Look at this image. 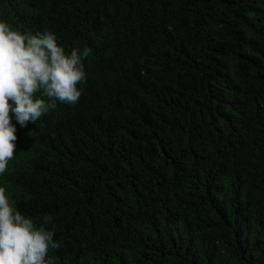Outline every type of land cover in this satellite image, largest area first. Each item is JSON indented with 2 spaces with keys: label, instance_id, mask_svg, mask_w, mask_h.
<instances>
[{
  "label": "trees",
  "instance_id": "obj_1",
  "mask_svg": "<svg viewBox=\"0 0 264 264\" xmlns=\"http://www.w3.org/2000/svg\"><path fill=\"white\" fill-rule=\"evenodd\" d=\"M0 20L91 49L75 104L13 118L0 175L52 217L46 259L264 264V0H0Z\"/></svg>",
  "mask_w": 264,
  "mask_h": 264
},
{
  "label": "clouds",
  "instance_id": "obj_2",
  "mask_svg": "<svg viewBox=\"0 0 264 264\" xmlns=\"http://www.w3.org/2000/svg\"><path fill=\"white\" fill-rule=\"evenodd\" d=\"M90 54L87 46L66 53L47 29L21 32L0 20V175L16 152L13 118L23 128L55 110L57 101L75 104L81 96L77 85L87 78L83 61ZM5 191L0 187V264H54L46 257L61 244L45 226L52 217L45 216L37 227L10 205Z\"/></svg>",
  "mask_w": 264,
  "mask_h": 264
}]
</instances>
